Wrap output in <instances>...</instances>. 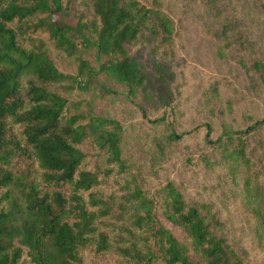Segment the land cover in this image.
Listing matches in <instances>:
<instances>
[{
    "label": "trees",
    "instance_id": "trees-1",
    "mask_svg": "<svg viewBox=\"0 0 264 264\" xmlns=\"http://www.w3.org/2000/svg\"><path fill=\"white\" fill-rule=\"evenodd\" d=\"M189 2L205 8L203 34L230 71L210 77L203 123L142 116L161 128V153L197 136L205 149L190 166L213 172L219 192L241 167L250 203L239 214L264 235V114L228 119L250 90L264 94V0ZM184 17L162 0H0V264H248L215 199L133 170L128 127L109 110L118 100L144 110L149 65L165 80Z\"/></svg>",
    "mask_w": 264,
    "mask_h": 264
},
{
    "label": "rangeland",
    "instance_id": "rangeland-1",
    "mask_svg": "<svg viewBox=\"0 0 264 264\" xmlns=\"http://www.w3.org/2000/svg\"><path fill=\"white\" fill-rule=\"evenodd\" d=\"M162 2L163 9L173 19L184 13L185 17L181 22L185 28L182 30L187 36L184 34L178 51L174 52L172 58L166 60V71L170 72L165 75V80H158L149 65L146 87L142 89L137 99L144 110L121 100L110 105L109 110L128 127L123 154L127 157L128 163L133 164V170L142 175L150 186L170 180L178 184L186 199L205 201L215 199L216 207L221 208V215L229 220V227L226 230L229 240L241 245L248 264H264V235L253 231L250 222L243 220L239 214L240 202L250 203L239 183L241 167L235 168L232 173V182L226 185V193L219 192L214 186L216 177L213 172L206 168L190 166L191 161L196 160L195 156L205 149L200 146L197 136L183 141V144L189 143L188 147L176 142L164 144L161 153L153 141V138L163 141L161 128H154L142 116V111L148 118L165 114L168 121L175 119V124L177 116L180 127L203 123L208 109L207 103L203 100L204 89L211 80L210 77L218 75L226 77L230 71V62L217 55L215 41L203 34L202 22L210 19L205 8L199 2L192 4L189 0ZM57 63L61 68L72 71L73 65L69 60L64 58ZM224 90L227 89L223 87L222 92ZM248 93L253 94L254 99L236 106L233 114L228 115L229 120L235 116L233 123L235 126L241 125L242 118L245 119L251 114H264V94L256 95L253 90ZM244 112L252 113L242 115ZM137 166L139 168H136ZM133 170L131 168V173H134ZM115 174L113 173V176ZM124 176L128 177L127 173Z\"/></svg>",
    "mask_w": 264,
    "mask_h": 264
}]
</instances>
